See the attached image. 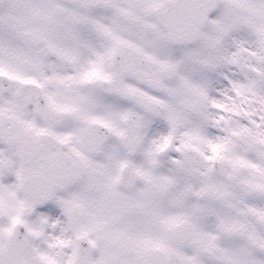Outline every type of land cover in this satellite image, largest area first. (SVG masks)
I'll return each instance as SVG.
<instances>
[{"label":"snow or ice","instance_id":"obj_1","mask_svg":"<svg viewBox=\"0 0 264 264\" xmlns=\"http://www.w3.org/2000/svg\"><path fill=\"white\" fill-rule=\"evenodd\" d=\"M0 264H264V0H0Z\"/></svg>","mask_w":264,"mask_h":264}]
</instances>
